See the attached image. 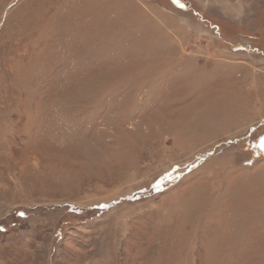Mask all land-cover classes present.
<instances>
[{"label":"rangeland","instance_id":"374dc122","mask_svg":"<svg viewBox=\"0 0 264 264\" xmlns=\"http://www.w3.org/2000/svg\"><path fill=\"white\" fill-rule=\"evenodd\" d=\"M0 264H264V0H0Z\"/></svg>","mask_w":264,"mask_h":264}]
</instances>
